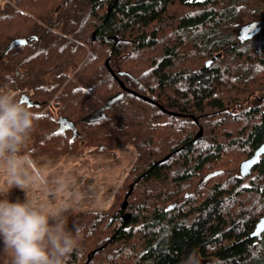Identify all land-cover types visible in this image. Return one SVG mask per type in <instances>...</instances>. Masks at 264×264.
I'll list each match as a JSON object with an SVG mask.
<instances>
[{
  "label": "trees",
  "instance_id": "16d2710c",
  "mask_svg": "<svg viewBox=\"0 0 264 264\" xmlns=\"http://www.w3.org/2000/svg\"><path fill=\"white\" fill-rule=\"evenodd\" d=\"M0 89L31 158L136 152L68 264H264V0H0Z\"/></svg>",
  "mask_w": 264,
  "mask_h": 264
},
{
  "label": "clouds",
  "instance_id": "9594fccd",
  "mask_svg": "<svg viewBox=\"0 0 264 264\" xmlns=\"http://www.w3.org/2000/svg\"><path fill=\"white\" fill-rule=\"evenodd\" d=\"M35 119V113L18 95L0 89V167L8 177L0 185V239L8 264H68L72 254L80 251L82 228L69 230L67 219L62 218L63 207L46 211V205L29 199L24 191L32 183H47L35 169L31 154L23 151ZM12 187L24 191L23 202L8 199Z\"/></svg>",
  "mask_w": 264,
  "mask_h": 264
},
{
  "label": "rangeland",
  "instance_id": "374dc122",
  "mask_svg": "<svg viewBox=\"0 0 264 264\" xmlns=\"http://www.w3.org/2000/svg\"><path fill=\"white\" fill-rule=\"evenodd\" d=\"M135 157L134 147L123 142L115 150L102 153L97 152L96 149L80 147L77 153L68 156L31 158L35 169L46 178L47 183L46 185L39 182L32 183L24 191L29 199L46 205V211L54 212L63 207L62 218L105 211L114 205L117 192L134 165ZM243 166L247 167L245 164ZM27 167L30 172L34 171L31 166ZM7 179V174L0 167V185H4ZM24 191L12 187L8 199L11 202L17 199L23 202ZM258 225V230L264 228V225L260 228ZM204 262L199 258H193L190 264H204ZM0 264H8L2 239H0Z\"/></svg>",
  "mask_w": 264,
  "mask_h": 264
},
{
  "label": "water",
  "instance_id": "95a60500",
  "mask_svg": "<svg viewBox=\"0 0 264 264\" xmlns=\"http://www.w3.org/2000/svg\"><path fill=\"white\" fill-rule=\"evenodd\" d=\"M242 38H244V37H242ZM242 38H241V39H242ZM94 39H95L94 34H92V40H94ZM17 43H20V42H19V41H13V42H11L10 45H9V48L13 47V46H14L15 44H17ZM105 65L107 66L109 72H110L111 75L114 77V79L119 83V85H120V87H121V89H122L123 91L129 92V93H132V94H134L135 96H138V97L142 98V99L145 100V101H148V102L153 103L155 106H157L158 108H160L164 113H167V114H170V115H174V116H179L178 114L171 113V112H168V111L164 110L160 105H158L157 103L153 102L152 100H150V99H148V98H146V97H144V96L138 95L137 93H134V92H132V91L126 89L125 86H124V84H123V83H122V82H121V81H120V80H119V79L113 74V72L109 69L107 60L105 61ZM201 135H202V130L199 129V131H198V133L196 134V136H195L194 139H199V138L201 137ZM170 155H171V154H168L166 157H164L163 159H161V160H159L158 162H156L155 165H158L160 162H163V161L167 160V159L170 157ZM143 176H144V174H141V175L138 177L137 180H139V179L142 178ZM133 185H134V183L130 184V186H129V190H128L127 194H126V195L124 196V198H123V201H122V204H121V210H122V211H125V209H126V207H127V199H128L129 195L131 194V192H132V190H133ZM122 218H123L124 221H128L130 217H129L128 214H124ZM263 225H264V219H262V220L259 222L258 227L260 228V227H262ZM96 251H97V250H96ZM94 253H95V251L92 252V255H93ZM89 260H90V257L88 258L87 262H89Z\"/></svg>",
  "mask_w": 264,
  "mask_h": 264
}]
</instances>
